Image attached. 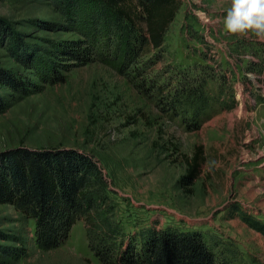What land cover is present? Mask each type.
<instances>
[{"label": "rangeland", "instance_id": "1", "mask_svg": "<svg viewBox=\"0 0 264 264\" xmlns=\"http://www.w3.org/2000/svg\"><path fill=\"white\" fill-rule=\"evenodd\" d=\"M230 2L180 0L164 51L146 68L152 77L169 67L158 83L179 77L176 72L204 82L209 103L193 122L190 111L179 116L165 105L175 79L152 95L98 56L67 71L55 65L60 78L52 76L51 49L82 36L80 14L65 13L56 0H0V22L20 32L35 54L18 60L0 45V67L37 85L27 95L0 87L7 103L0 110V151L61 146L90 152L117 205L119 239L169 225L195 229L218 254L231 251L234 264H264V232L252 225L264 223V37L224 29ZM38 71L47 72L45 80ZM196 145L204 157L200 174L181 187L184 157ZM33 230L32 218L0 204V264H103L89 248L82 220L56 248L37 245Z\"/></svg>", "mask_w": 264, "mask_h": 264}, {"label": "trees", "instance_id": "2", "mask_svg": "<svg viewBox=\"0 0 264 264\" xmlns=\"http://www.w3.org/2000/svg\"><path fill=\"white\" fill-rule=\"evenodd\" d=\"M56 4L65 13L80 14L82 36L51 49L46 66L52 76L60 78L55 65H63L67 71L98 56L119 74L149 89L152 95L160 91L157 87L167 88L175 79L178 85L166 89L164 96L168 111L179 116L190 111V120L198 122L199 114L209 103L203 81L176 72L179 77L169 74L167 80L158 83L163 72L168 74L169 67H163L156 76L146 73L153 56L160 57L164 51L165 34L178 12L180 0H56ZM21 37L20 32L0 22V45L18 60L25 55L29 61L34 60L35 54ZM150 51L144 62L142 56ZM38 72L36 76L45 80L47 72ZM36 86L27 75L0 67V87L8 88L10 95L13 92L27 95L35 92ZM6 106L0 95V110ZM203 162L202 147L196 145L192 154L184 157L185 172L178 178V184L181 187L192 184ZM98 164L92 153L76 148L4 149L0 151V204L14 205L32 218L34 241L46 249L61 245L73 224L82 220L89 248L103 264H234L231 251L220 249L218 254L195 229L169 225L148 228L136 235L131 232L129 239H119L122 232L115 217L117 205ZM252 225L264 232V223L253 221Z\"/></svg>", "mask_w": 264, "mask_h": 264}, {"label": "clouds", "instance_id": "3", "mask_svg": "<svg viewBox=\"0 0 264 264\" xmlns=\"http://www.w3.org/2000/svg\"><path fill=\"white\" fill-rule=\"evenodd\" d=\"M223 27L231 34L255 33L264 37V0H231L223 16Z\"/></svg>", "mask_w": 264, "mask_h": 264}, {"label": "bare ground", "instance_id": "4", "mask_svg": "<svg viewBox=\"0 0 264 264\" xmlns=\"http://www.w3.org/2000/svg\"><path fill=\"white\" fill-rule=\"evenodd\" d=\"M259 123V122H258ZM262 123V122H261ZM259 126V125H258Z\"/></svg>", "mask_w": 264, "mask_h": 264}]
</instances>
